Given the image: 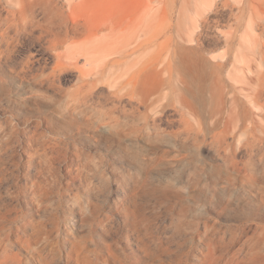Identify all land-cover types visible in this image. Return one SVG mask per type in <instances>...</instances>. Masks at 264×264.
I'll use <instances>...</instances> for the list:
<instances>
[{"label":"rangeland","instance_id":"rangeland-1","mask_svg":"<svg viewBox=\"0 0 264 264\" xmlns=\"http://www.w3.org/2000/svg\"><path fill=\"white\" fill-rule=\"evenodd\" d=\"M68 1L0 0V201L35 220L8 231L19 263L264 264V11ZM168 57H202L204 92L173 71L140 97L128 79Z\"/></svg>","mask_w":264,"mask_h":264},{"label":"bare ground","instance_id":"bare-ground-1","mask_svg":"<svg viewBox=\"0 0 264 264\" xmlns=\"http://www.w3.org/2000/svg\"><path fill=\"white\" fill-rule=\"evenodd\" d=\"M113 0H76L75 3H69L68 8L72 11L77 4H90L95 3L97 5L100 2H106L108 5L112 4ZM257 11H264V0H253ZM143 1L141 0V3ZM118 4L126 3L134 4V0H118ZM155 13V12H154ZM169 17V16H168ZM88 27L93 33H96L99 27L104 26L105 22H101L96 13L95 16H90L85 18ZM79 20L72 21L73 29L76 30L75 26H78ZM255 26L264 30V18L258 16V12L255 13ZM218 38V37H217ZM206 43V42H205ZM211 53V52H210ZM216 59V57H212ZM220 58V57H219ZM202 57H177V59L173 62L169 60V57L166 60V63L162 64L159 67H151L147 69L149 66L153 64V61L150 60L146 64L143 65L142 68L137 70L129 81H133V86H136L135 91L138 93L140 97L146 98L151 93L155 91L159 87L162 81V76L164 72L171 76V73L175 71L179 77V88L180 90L190 89L192 85H195L197 88V92L203 93L206 88V79H205V71L203 70ZM221 61V60H219ZM75 64V63H74ZM221 64V62H219ZM76 65V64H75ZM80 73V78L83 79L86 76V72L78 68ZM22 76H25L24 70L19 71ZM165 79V77H164ZM128 81V82H129ZM134 92V90H133ZM22 214L21 210L18 209L16 203L13 202H3L0 201V264H20L17 259L18 252L17 249L13 247V243L10 241L9 237V229L15 225L18 229L23 231L24 226L30 228V232L34 233L35 230V220L30 216L24 215L22 217L23 223L16 224L14 223V216L17 214ZM25 228V227H24ZM16 239H20L16 234Z\"/></svg>","mask_w":264,"mask_h":264}]
</instances>
